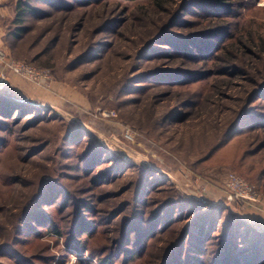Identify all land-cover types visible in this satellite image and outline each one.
Listing matches in <instances>:
<instances>
[{"label": "rangeland", "instance_id": "obj_1", "mask_svg": "<svg viewBox=\"0 0 264 264\" xmlns=\"http://www.w3.org/2000/svg\"><path fill=\"white\" fill-rule=\"evenodd\" d=\"M18 1L0 51L49 78L0 60V264H264V52L221 50L264 0Z\"/></svg>", "mask_w": 264, "mask_h": 264}, {"label": "trees", "instance_id": "obj_2", "mask_svg": "<svg viewBox=\"0 0 264 264\" xmlns=\"http://www.w3.org/2000/svg\"><path fill=\"white\" fill-rule=\"evenodd\" d=\"M231 0H211V3L219 7V9H223L222 7H227L232 4L230 2ZM218 9V8H216ZM29 6L27 0H19L16 6V16H15V22L20 23L21 25L24 23V18L27 15V12L29 11ZM218 13V12H216ZM223 14H215V22L220 23V26H225L227 27V20L226 16L224 18H221ZM26 27L25 26H20L17 28V31L14 33L16 36H20L23 32H25ZM240 31H245V30H240ZM231 40L226 42L223 47L221 48L222 52H229L231 48H234L232 50L231 56L226 60L227 65H231L232 61L234 60L233 55H245V50L244 47H254L258 51H263L264 52V32L261 33H254L252 30H249V32H242L241 37L235 38V37H230ZM218 58V57H217Z\"/></svg>", "mask_w": 264, "mask_h": 264}, {"label": "built area", "instance_id": "obj_3", "mask_svg": "<svg viewBox=\"0 0 264 264\" xmlns=\"http://www.w3.org/2000/svg\"><path fill=\"white\" fill-rule=\"evenodd\" d=\"M6 58V55L0 51V60ZM7 66L15 73L23 76L26 79L34 81L38 84H44L48 77V71L41 68H36L24 61L5 59ZM1 62V61H0ZM225 187L229 195L238 202L241 201H256L257 189L256 186L249 183L243 177L230 173L225 181Z\"/></svg>", "mask_w": 264, "mask_h": 264}]
</instances>
